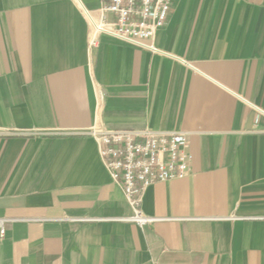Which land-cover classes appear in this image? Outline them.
Returning <instances> with one entry per match:
<instances>
[{"label":"crops","instance_id":"crops-1","mask_svg":"<svg viewBox=\"0 0 264 264\" xmlns=\"http://www.w3.org/2000/svg\"><path fill=\"white\" fill-rule=\"evenodd\" d=\"M101 9L0 0V264H264V0H174L157 53L95 33ZM93 127L187 134L152 222Z\"/></svg>","mask_w":264,"mask_h":264},{"label":"built area","instance_id":"built-area-1","mask_svg":"<svg viewBox=\"0 0 264 264\" xmlns=\"http://www.w3.org/2000/svg\"><path fill=\"white\" fill-rule=\"evenodd\" d=\"M101 1L102 16L98 21L90 20L95 33L158 52L154 40L167 24L174 0ZM96 44L94 40L93 46ZM87 134L97 142L111 179L123 187L125 198L134 210L129 220L141 226L152 222L142 214L144 192L158 183L184 180L191 173L193 156L188 136L183 132L93 127ZM1 235L4 237V229Z\"/></svg>","mask_w":264,"mask_h":264}]
</instances>
